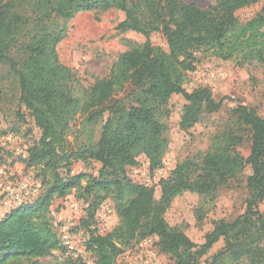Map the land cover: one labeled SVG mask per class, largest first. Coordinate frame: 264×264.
Segmentation results:
<instances>
[{"label":"trees","instance_id":"trees-1","mask_svg":"<svg viewBox=\"0 0 264 264\" xmlns=\"http://www.w3.org/2000/svg\"><path fill=\"white\" fill-rule=\"evenodd\" d=\"M260 1L215 0L201 8L181 0H0V63H8L20 102L40 131L31 137L25 163L36 168L42 187L35 201L0 219V264H31L61 252L51 206L74 189L89 203L86 228L106 198L116 202L117 226L105 235L88 229L85 244L95 264H116L126 246L150 235L159 237L160 250L176 264H264V214L259 210L264 200V117L254 109H234L238 123L251 132L248 157L236 150L242 136L227 132L218 136L216 148L200 166L184 161L156 185L136 183L127 175L140 154L151 169L163 165L170 143L163 118L173 95L182 96L175 107L183 130L222 107L223 99L217 100L208 87L188 91L184 86L198 53L241 65L264 59V8L246 20L236 15ZM113 8L124 14L117 30L135 31L145 41L122 53L108 76L85 87L61 62L58 45L67 22L79 12ZM155 34L163 36L164 45L152 41ZM78 116L88 136L77 144L69 135ZM98 121L95 140L92 125ZM78 161L99 163L97 174H74ZM247 165L252 169L247 179L251 198L233 221H216L197 242L187 227L168 220L175 197L186 191L214 194ZM63 264L85 263L68 258Z\"/></svg>","mask_w":264,"mask_h":264},{"label":"rangeland","instance_id":"rangeland-1","mask_svg":"<svg viewBox=\"0 0 264 264\" xmlns=\"http://www.w3.org/2000/svg\"><path fill=\"white\" fill-rule=\"evenodd\" d=\"M181 1L194 2L201 8H207L215 3V0ZM263 8L264 0L238 10L236 15L241 20H246L255 16ZM123 18L124 14L113 8L106 11L79 12L67 22L66 36L57 48L59 57L63 64L76 72L85 87H90L96 80L108 76L122 53L144 43L145 37L140 33L117 30L116 27ZM152 41L160 45L165 44L161 34L153 35ZM184 86L188 91L198 87H208L217 100L223 99L222 107L216 112L205 113L194 127L183 130L179 124V111L175 107L181 102L182 96L173 95L168 105L170 112L163 118L166 125L165 135L170 141L163 158V165L151 169L149 159L145 154H140L136 164L127 168V175L134 182L148 186L156 185L162 178L170 176L176 166L184 161H192L200 166L204 156L216 148L218 136L227 132L242 136V141L236 146V150L244 157L250 154L251 132L238 123L234 109L238 105H244L264 117V59L241 65L237 61H225L209 54L198 53L196 68L186 72ZM19 98L18 81L10 73L8 63L1 62L0 183L31 179L41 183L36 168H28L25 163L28 149L32 145L31 137L38 136L40 131L35 126L31 113L26 110ZM81 119L82 117L78 116L72 124L69 135L72 143L78 144L87 139L88 134L81 127ZM92 127L95 140H98L100 121L94 123ZM8 134H13L15 140L6 141L5 137ZM99 167L100 164L96 162L78 161L73 164L72 172L97 174ZM251 173L252 169L250 165H247L235 178L220 186L214 194L186 191L178 195L173 199L168 210V220L173 225L187 227L186 229L194 239L200 242L204 233L216 221H233L246 211L251 198V191L247 186V179ZM79 193L80 191L74 189L67 196L56 199L51 206V211L72 217L73 227H76L75 240L81 245V238L83 242L87 241L88 229L92 230L96 222L94 217L86 228L83 225V218L87 217V211L71 214L68 208L70 201L73 199L83 201V198L79 199ZM102 206L111 210L107 220L98 223L100 231L107 234L119 224L120 217L113 198H106L96 212L102 210ZM259 210L264 214V200L259 202ZM143 240H148L149 244L160 249L159 237L150 235L133 241L125 247L124 252L137 247ZM84 255L91 261L95 260V255L92 256L91 252ZM166 256L175 262L170 255L166 254ZM63 260L62 253L56 251L53 255L34 259L31 264H63ZM28 262L30 261L21 263Z\"/></svg>","mask_w":264,"mask_h":264},{"label":"built area","instance_id":"built-area-1","mask_svg":"<svg viewBox=\"0 0 264 264\" xmlns=\"http://www.w3.org/2000/svg\"><path fill=\"white\" fill-rule=\"evenodd\" d=\"M5 140L12 142L15 140V136L13 134H8ZM41 192V183L33 179L0 183V219L4 218L11 209L35 201L40 196ZM88 205L89 203L85 201L73 199L70 201L68 208L71 214L74 215L78 212H85ZM96 213V223L92 230L96 231L98 234L105 235L100 231L98 223L106 221L111 210L105 209L104 206H102V210ZM51 215L61 241L62 257L64 259H82L85 264H95L96 259L91 261L84 255L87 252H91L92 256L94 255L92 251L87 249L85 240L83 242L81 238V245L75 240L74 235H76V227H73L72 217H68L67 215L64 216L61 213L56 214L53 211H51ZM119 257L122 258L119 259ZM119 257L116 264H176L160 249L149 244L148 240H143L137 247L123 252Z\"/></svg>","mask_w":264,"mask_h":264}]
</instances>
